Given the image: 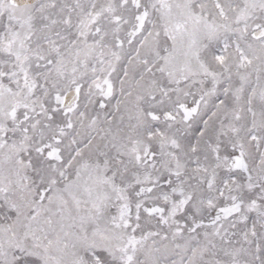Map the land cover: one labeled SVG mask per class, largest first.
Wrapping results in <instances>:
<instances>
[{
  "label": "snow or ice",
  "instance_id": "1",
  "mask_svg": "<svg viewBox=\"0 0 264 264\" xmlns=\"http://www.w3.org/2000/svg\"><path fill=\"white\" fill-rule=\"evenodd\" d=\"M0 264H264V0H0Z\"/></svg>",
  "mask_w": 264,
  "mask_h": 264
}]
</instances>
